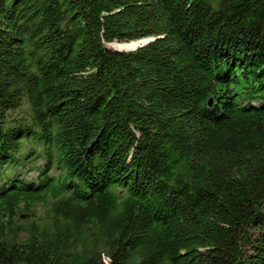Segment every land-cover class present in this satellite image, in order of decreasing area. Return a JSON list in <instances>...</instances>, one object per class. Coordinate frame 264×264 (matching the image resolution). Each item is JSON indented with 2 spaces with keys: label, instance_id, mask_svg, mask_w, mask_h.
I'll return each mask as SVG.
<instances>
[{
  "label": "trees",
  "instance_id": "1",
  "mask_svg": "<svg viewBox=\"0 0 264 264\" xmlns=\"http://www.w3.org/2000/svg\"><path fill=\"white\" fill-rule=\"evenodd\" d=\"M37 156L0 264H264V0H0V177Z\"/></svg>",
  "mask_w": 264,
  "mask_h": 264
},
{
  "label": "rangeland",
  "instance_id": "2",
  "mask_svg": "<svg viewBox=\"0 0 264 264\" xmlns=\"http://www.w3.org/2000/svg\"><path fill=\"white\" fill-rule=\"evenodd\" d=\"M139 43H140V41L139 42L136 41L135 45L132 47H129V48H133V47L137 46ZM123 44H127V43H120V44L112 43V44H108V45H110L111 47L120 48V49H129V48H122L121 46H119V45H123ZM35 142L40 143L42 145V148H43V144L40 141H34L32 139L25 141V143H28V144H33ZM37 147L40 148V146H37ZM33 161H34L33 164L30 162H27V163H22V164H15V165H12L11 167L8 166L6 168H3L2 171L5 170V173H3V175L0 177V179L9 178V177L13 176L14 174L20 173L21 177L24 180H26L28 182H31V181L37 182L38 181V173L37 172H39V169L37 167L39 166V164H41V165L45 164V160H43L42 157L37 156V157H33ZM32 166H34V167H32ZM58 173H59V169H57L53 172V174H58ZM22 217H24V216L22 215Z\"/></svg>",
  "mask_w": 264,
  "mask_h": 264
},
{
  "label": "water",
  "instance_id": "3",
  "mask_svg": "<svg viewBox=\"0 0 264 264\" xmlns=\"http://www.w3.org/2000/svg\"><path fill=\"white\" fill-rule=\"evenodd\" d=\"M152 39H154V38H143V39H140V40H136V41H141V43H140L139 45H137L136 47L131 48V49H120V48H119V50H132V49H135V48H137V47H139V46H142L143 44L149 42V41L152 40Z\"/></svg>",
  "mask_w": 264,
  "mask_h": 264
},
{
  "label": "bare ground",
  "instance_id": "4",
  "mask_svg": "<svg viewBox=\"0 0 264 264\" xmlns=\"http://www.w3.org/2000/svg\"><path fill=\"white\" fill-rule=\"evenodd\" d=\"M135 42H136V41H135ZM137 42H139V41H137ZM140 43H141V41H140ZM140 43H139V44H140ZM139 44H138V45H139ZM135 47H136V46H135ZM133 48H134V47H133ZM129 49H131V48H129Z\"/></svg>",
  "mask_w": 264,
  "mask_h": 264
}]
</instances>
